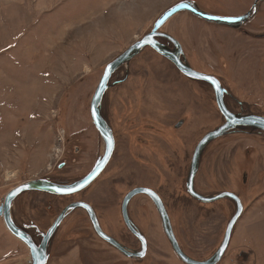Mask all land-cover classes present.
<instances>
[{
  "label": "rangeland",
  "instance_id": "1",
  "mask_svg": "<svg viewBox=\"0 0 264 264\" xmlns=\"http://www.w3.org/2000/svg\"><path fill=\"white\" fill-rule=\"evenodd\" d=\"M256 1L0 0V206L13 189L29 181L52 178L71 184L93 170L105 153L90 110L104 68L149 33L168 10L191 2L211 16L240 17ZM110 2L114 6L108 9ZM131 15L134 38L129 32L120 52L104 55L103 61L96 55L95 65L84 68L90 64L84 52L93 47L88 41L97 26L114 29L117 21L125 26L122 18ZM84 17L96 22L66 28ZM162 31L180 43L193 68L230 91L226 102L233 113L264 116V0L237 28L184 11ZM108 86L101 113L116 132L117 145L102 176L71 197L24 192L12 203V218L43 236L53 225L44 215L46 205L53 203L55 220L69 202H87L106 234L129 251L140 252L141 242L126 227L121 206L131 190L151 188L165 202L182 251L196 261L208 260L221 246L237 209L231 199L202 203L186 191L197 145L225 123L213 89L185 78L149 47L115 71ZM195 189L208 197L237 195L244 208L237 225L264 224V132L235 129L210 143L202 153ZM39 216L48 223L29 224ZM129 216L147 241L143 259L128 258L103 241L88 213L76 209L52 237L48 264H185L148 196L132 199ZM235 242L219 264H238L241 256L230 248ZM0 264H32L29 247L2 219Z\"/></svg>",
  "mask_w": 264,
  "mask_h": 264
},
{
  "label": "water",
  "instance_id": "2",
  "mask_svg": "<svg viewBox=\"0 0 264 264\" xmlns=\"http://www.w3.org/2000/svg\"><path fill=\"white\" fill-rule=\"evenodd\" d=\"M261 0H257L255 3V6L252 11H250L248 14L241 16V17H215L208 14H205L201 12L194 4L191 2H182L170 10H168L154 25V28L151 33L145 35L142 39L137 41L134 45H132L127 51H125L123 54H121L119 57H117L113 62L109 63L104 71V75L95 91V94L92 98L91 102V117L93 120V123L97 130L100 132L104 143H105V153L104 156L101 158V160L97 163V165L93 168V170L83 179L69 184V185H58L54 184L48 180L43 179H36L33 181H29L27 183L22 184L21 186L16 187L13 189L5 198V201L3 205L0 206V217L3 219L4 224L8 231L14 235L16 238L20 239L22 242H24L30 249L31 257H32V264H48L49 261V254H48V246L49 243L54 236L56 230L60 226V223L64 220L68 212L71 210H74L75 208H82L87 213L91 220V223L93 225V228L103 241L114 247L116 250H118L120 253L125 255L128 258H134V259H143L148 250L147 241L145 237L135 228V226L132 224L131 219L128 214V205L129 202L137 195L139 194H145L149 196L152 201L154 202L159 215L161 217V220L163 222V228L165 231V234L175 252V254L185 263V264H219L221 260L223 259L226 251L229 248V244L231 241L232 233L234 230V227L236 223L241 218L244 208L242 205V202L240 198L229 192H223L218 195H214L211 197L204 196L202 194H199L195 190V178L198 174L199 168H200V161L202 157V153L206 149V147L212 143L213 141L224 137L228 133L232 132L235 129H243L249 128L252 131H262L264 132V116H259L255 114H249V115H238L230 111L226 105L225 102V94L227 91L222 87L221 82L210 75L203 74L201 72H198L191 67H189L186 63L181 61V55L183 54V49L180 43L173 37L167 35V34H160L158 33V30L174 15L183 12L188 11L191 12L201 18H204L210 22H214L220 25H226L229 27H239L242 24H244L250 17L253 15L255 11V7L258 2ZM158 36H164L168 40H170L175 48L177 49V52L172 53L169 52L165 47L158 42L156 37ZM146 47H150L153 50H155L158 54L163 56L164 58L171 61L178 70L185 75L188 78L204 81L208 84H210L215 92L216 96V102L219 111L221 112L222 116L225 119V123L217 128L216 130L209 132L207 135H205L202 140L197 145L195 152L193 154L192 162H191V168L187 183V190L188 193L195 198L196 200L202 202V203H213L218 200L222 199H231L236 204V212L234 216L232 217L231 221L229 222L227 226V230L224 236V240L217 250V252L208 260L206 261H196L194 259H191L188 257L181 249L178 240L176 239L175 233L172 228V224L170 222L169 215L166 211V208L161 200V198L151 189L146 188H137L132 190L124 199L123 207H122V213H123V219L125 222L126 227L128 230L141 242V251L140 252H132L129 251L127 248H125L121 243H119L117 240L106 234L102 228L100 227L96 214L91 206H89L86 203H77L73 204L70 207H68L66 210L62 212V214L58 217L56 222L51 226V228L47 231V233L43 237L42 243L38 246L33 239L23 232L13 221L12 218V203L13 201L22 193L24 192H45L50 193L57 196H69L76 194L78 192H81L88 188L105 170L107 165L109 164L112 155L114 153L115 149V141L112 135V132L103 118L101 114V103L102 99L108 90V85L111 80L112 75L117 71L120 67L127 64L129 61H131L135 56H137L143 49ZM57 189H64V191H57ZM67 189H72L71 191H67Z\"/></svg>",
  "mask_w": 264,
  "mask_h": 264
},
{
  "label": "crops",
  "instance_id": "3",
  "mask_svg": "<svg viewBox=\"0 0 264 264\" xmlns=\"http://www.w3.org/2000/svg\"><path fill=\"white\" fill-rule=\"evenodd\" d=\"M128 1V0H127ZM114 4L110 2L107 6L108 9L112 8ZM102 12V9H101ZM96 18L94 17H84L79 20H74L72 23L67 25V29L72 27H83V25L88 23H94ZM125 26H121L119 22H114V29L110 27H98L95 30L94 36H89L88 43L92 44L93 47H88L85 49L87 56L90 58V64L84 66V68L93 67L94 58L97 55V59L100 61L105 60L103 56L106 57L113 55L117 52H120L124 43H127L125 40L126 34L129 36V32L134 38V16H126L122 18ZM128 23V24H127ZM69 32V31H68ZM65 34V33H64ZM68 36L73 37L70 33ZM94 37V38H93ZM88 58V57H86ZM86 61L85 63H88ZM99 68V67H98ZM260 205V204H258ZM240 220V219H239ZM237 226V227H236ZM235 242V246L230 247L237 252V255L244 256L243 259L238 257V264H264V224H238L236 223L230 244ZM229 244V246H231Z\"/></svg>",
  "mask_w": 264,
  "mask_h": 264
},
{
  "label": "flooded vegetation",
  "instance_id": "4",
  "mask_svg": "<svg viewBox=\"0 0 264 264\" xmlns=\"http://www.w3.org/2000/svg\"><path fill=\"white\" fill-rule=\"evenodd\" d=\"M184 12V11H183ZM197 16V15H196ZM241 17V16H240ZM168 22V21H167ZM166 22V23H167ZM166 23L160 28V30H158V33H160V34H167V33H165V32H163L162 31V29L164 28V26L166 25ZM153 28H154V26H153ZM153 28H152V30H153ZM234 28H237V27H234ZM152 30L149 32V33H151L152 32ZM149 33H147V34H149ZM146 34V35H147ZM167 35H169V34H167ZM169 36H171V35H169ZM172 37V36H171ZM156 39L158 40V42L160 43V44H162L164 47H165V49H167L169 52H172V53H175V52H177V49L175 48V46H174V44L170 41V40H168L167 38H165L164 36H158V37H156ZM146 48H148V47H146ZM150 48V47H149ZM182 49H183V47H182ZM169 61V60H168ZM181 61L182 62H184V63H186L189 67H191L192 69H194V70H196L195 68H193L189 63H188V61H187V59L185 58V53H184V49H183V54L181 55ZM170 63H172L171 61H169ZM175 66V65H174ZM175 68H176V70L178 71V72H180L179 70H178V68L175 66ZM196 71H198V70H196ZM198 72H201V71H198ZM181 73V72H180ZM202 73V72H201ZM182 74V73H181ZM183 75V74H182ZM184 77L185 78H187V79H190V80H193V79H191V78H188V77H186L185 75H184ZM196 81H200V80H196ZM123 81H117L116 83H122ZM201 82H204V81H201ZM206 83V82H205ZM206 84H208V83H206ZM212 89H213V87L210 85V84H208ZM223 87V86H222ZM108 89H109V86H108ZM213 91H214V89H213ZM227 91V93L225 94V102H226V97H231V95H230V91L227 89L226 90ZM215 93V92H214ZM240 102V101H239ZM240 104V106L243 104V103H239ZM226 105H227V107H228V109L231 111V109H230V107H229V105L227 104V102H226ZM100 109H101V107H100ZM102 114V113H101ZM103 116V115H102ZM103 118L105 119L106 117L105 116H103ZM105 121L107 122V120L105 119ZM108 124V123H107ZM182 125H183V122H180V123H178L177 124V126H176V128L177 129H179V128H181L182 127ZM109 126V125H108ZM109 128H110V130H111V132H112V135H113V138H114V141H115V148H116V145H117V136H116V132L113 130V128L112 127H110L109 126ZM97 129V128H96ZM98 131V130H97ZM98 133L100 134V132L98 131ZM100 136H101V134H100ZM102 137V136H101ZM102 140V139H101ZM104 141V140H103ZM76 152H78V149H77V151H75V153ZM114 152H115V149H114ZM113 156V155H112ZM61 167V166H60ZM65 168V167H64ZM191 168V167H190ZM106 169V168H105ZM88 175V174H87ZM86 175V176H87ZM47 176H49V175H47ZM46 176V177H47ZM85 176V177H86ZM188 176H189V174H188ZM84 178V177H83ZM82 178V179H83ZM189 178V177H188ZM45 179H47L48 181H50V182H52V183H54V184H58V185H69V183H66V182H63V181H58V180H54V179H52V178H43V180H45ZM196 179V178H195ZM81 180V179H80ZM187 183H188V181H187ZM187 183H186V191L188 192V190H187ZM72 184V183H71ZM194 186H195V184H194ZM89 188V187H88ZM137 188H146V187H136L135 189H137ZM146 189H151V188H146ZM134 190V189H133ZM152 191H154L153 189H151ZM196 190V189H195ZM132 191V190H131ZM130 191V192H131ZM32 192H36V191H32ZM82 192H84V190L83 191H81V193ZM130 192H128L127 194H126V196L130 193ZM160 198H161V200H162V202H163V204H164V206H165V208H166V205H165V202H164V200L162 199V197H161V195L159 194V193H157L156 191H154ZM36 193H44V195H52L53 196V194H50V193H45V192H36ZM80 192H78V193H76V194H79ZM223 193V192H222ZM76 194H73V195H69V196H64V197H71V196H75ZM143 195H145V194H143ZM218 195V194H217ZM57 196V195H56ZM125 196V197H126ZM147 196V195H146ZM58 197H62V196H58ZM149 197V196H148ZM150 198V197H149ZM125 199V198H124ZM150 200L152 201V199L150 198ZM132 201V200H131ZM131 201L129 202V204L131 203ZM123 202H124V200H123ZM153 202V201H152ZM77 203H86V204H88L89 206H91L89 203H87V202H83V201H80V202H69L67 205H65L64 207H63V210L59 213V215L57 216V218L55 219V220H53V217H55L54 215H53V212H54V207H52V206H50V205H53V203H50L49 205H46V209H45V212H44V215H47V216H50L51 217V220H52V224H54L55 222H56V220L58 219V217L62 214V212L64 211V210H66L68 207H70L71 205H73V204H77ZM153 204H154V202H153ZM155 205V204H154ZM92 207V206H91ZM122 207H123V203H122V206H121V212H123L122 211ZM93 208V207H92ZM76 209H82V208H75L74 210H71L70 212H68V214L67 215H69L71 212H73V211H75ZM84 210V209H83ZM93 210H94V208H93ZM85 211V210H84ZM166 211H167V208H166ZM94 212H95V210H94ZM167 213H168V211H167ZM95 214H96V212H95ZM128 214H129V205H128ZM67 215H66V217H67ZM169 215V214H168ZM45 216H39V217H37V219L40 221H37V220H32V221H30L29 222V224H47L48 222L46 221L45 222V218H44ZM65 217V218H66ZM97 217V216H96ZM130 217V216H129ZM32 218H35V216L34 217H32ZM64 218V219H65ZM170 218V217H169ZM0 219H2L1 217H0ZM36 219V218H35ZM97 220H98V218H97ZM2 221H3V219H2ZM13 221H14V223L16 224V225H18V224H23L22 223V220H21V222L20 221H17V220H15L14 219V217H13ZM124 221V220H123ZM4 222V221H3ZM63 222V221H62ZM62 222L60 223V224H62ZM161 222H162V220H161ZM170 222H171V220H170ZM99 223V222H98ZM125 223V222H124ZM27 224V223H26ZM162 224H163V222H162ZM171 224H172V222H171ZM18 227L23 231V232H25L26 234H28L32 239H33V241L39 246L41 243H42V241H43V237H44V235L42 236L40 233H34V231H31V229L29 230V229H26V228H21L19 225H18ZM33 229H36V230H38L37 228H33ZM31 231V232H30ZM139 240V239H138ZM141 248H142V246H141Z\"/></svg>",
  "mask_w": 264,
  "mask_h": 264
},
{
  "label": "bare ground",
  "instance_id": "5",
  "mask_svg": "<svg viewBox=\"0 0 264 264\" xmlns=\"http://www.w3.org/2000/svg\"><path fill=\"white\" fill-rule=\"evenodd\" d=\"M145 35H146V34H145ZM145 35H144V36H145ZM144 36H143V37H144ZM143 37H142V38H143ZM142 38H141V39H142ZM104 69H105V68H104ZM104 71H105V70H104ZM105 170H106V169H105ZM105 170H104V171H105ZM104 171H103V173H104ZM103 173H102V174H103ZM102 174H101L100 176H102ZM100 176H99V177H98V178H97V179H96V180H95V181H94L89 187H91V186H92V185H93V184H94V183L100 178Z\"/></svg>",
  "mask_w": 264,
  "mask_h": 264
},
{
  "label": "snow or ice",
  "instance_id": "6",
  "mask_svg": "<svg viewBox=\"0 0 264 264\" xmlns=\"http://www.w3.org/2000/svg\"><path fill=\"white\" fill-rule=\"evenodd\" d=\"M72 189H67V191H71ZM57 191H64V189H57Z\"/></svg>",
  "mask_w": 264,
  "mask_h": 264
},
{
  "label": "trees",
  "instance_id": "7",
  "mask_svg": "<svg viewBox=\"0 0 264 264\" xmlns=\"http://www.w3.org/2000/svg\"><path fill=\"white\" fill-rule=\"evenodd\" d=\"M245 130L249 129V128H244Z\"/></svg>",
  "mask_w": 264,
  "mask_h": 264
}]
</instances>
